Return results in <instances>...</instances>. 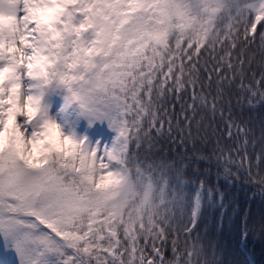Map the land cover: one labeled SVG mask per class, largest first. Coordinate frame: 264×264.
Returning a JSON list of instances; mask_svg holds the SVG:
<instances>
[{
  "label": "snow or ice",
  "instance_id": "obj_1",
  "mask_svg": "<svg viewBox=\"0 0 264 264\" xmlns=\"http://www.w3.org/2000/svg\"><path fill=\"white\" fill-rule=\"evenodd\" d=\"M193 23L195 39H184ZM258 26L264 57V0H0V241L15 256L0 264H226L218 245L192 239L224 194L203 179L192 189L189 165L159 152L165 137L184 147L199 108L225 120L220 86L209 102L193 57L217 46L231 57ZM259 67L257 87L241 79L251 107L264 103ZM225 68L235 79L230 58L213 71ZM81 122L106 126L111 141L82 134ZM233 127L245 183L264 197V148L253 163L249 130L229 110V139ZM223 176L240 179L227 166Z\"/></svg>",
  "mask_w": 264,
  "mask_h": 264
},
{
  "label": "trees",
  "instance_id": "obj_2",
  "mask_svg": "<svg viewBox=\"0 0 264 264\" xmlns=\"http://www.w3.org/2000/svg\"><path fill=\"white\" fill-rule=\"evenodd\" d=\"M198 31L199 24L193 23L182 33V36L184 39H195ZM259 31L258 26L255 43L246 46L239 44L236 49L231 50V57L226 56L220 46H217L214 52L211 49L206 52L202 50L198 58L193 57L194 60L198 59L201 83L205 85L203 94L208 97L209 102L212 97L217 96L218 85L220 86L217 106L223 107L225 120H221L219 112L212 117L207 109L199 108L196 120L200 121V125L197 127L195 122L192 124L191 136L184 147H178L179 141L173 144L165 137L161 141L159 152L160 158L169 163L178 164L183 159L189 165L188 177L197 181L191 185L192 189L198 188V180L203 179L206 186L213 189L219 187V191L224 194V208H219V198H217V207L210 208L204 213L192 239L195 240L199 236L200 241L205 245L209 243L218 245L226 264H264V197L261 196L258 186L251 182L245 183L247 165L243 168L239 167L243 152L237 155V149L243 144L244 137L242 135L237 137V129L233 127V138L229 139L226 130L230 110L236 124L240 125L241 129L249 130L247 152L255 163L257 154L264 148V143L261 142L262 134H264V103L257 98L254 100L255 107L249 106L247 94L241 92V79L245 87L248 85L257 87L253 81V73L256 75V80H259L261 76L259 64L264 59L260 54ZM221 57H224L223 61ZM229 58L234 62L237 70L235 79H233V72L227 68L213 71V66L217 62H226ZM238 59L244 61L243 78L238 74L241 67L236 63ZM209 73H211L210 89L207 87ZM218 73H223V78L219 81ZM197 91H200L199 87ZM185 99L190 102L191 94ZM197 103L199 107V102ZM201 117H203L202 120ZM184 135L188 137L187 129ZM173 136L175 137V133ZM201 156L209 158L211 162L200 159ZM229 156L232 157V162L226 164ZM225 166L239 174V181L233 184L225 181L223 176ZM255 171L256 169L253 168V174ZM245 231H247L246 239L242 235ZM183 240L184 237L181 236V243ZM170 247L169 244V257L171 256Z\"/></svg>",
  "mask_w": 264,
  "mask_h": 264
},
{
  "label": "rangeland",
  "instance_id": "obj_3",
  "mask_svg": "<svg viewBox=\"0 0 264 264\" xmlns=\"http://www.w3.org/2000/svg\"><path fill=\"white\" fill-rule=\"evenodd\" d=\"M201 2H204V0H201ZM46 102L48 103L50 110L52 112H55L57 109H59L62 103L60 97L56 95H52L46 98ZM98 125H101V124H98ZM79 131L82 134L88 135L93 140H99L103 143H108L109 141H111L112 136H113V133L110 132L109 129L107 130L100 129V130H96L95 132H91L89 130L88 125L83 126V128L79 129ZM2 256L9 261H13L15 259L14 253L11 250L7 249L4 243L0 241V257Z\"/></svg>",
  "mask_w": 264,
  "mask_h": 264
}]
</instances>
